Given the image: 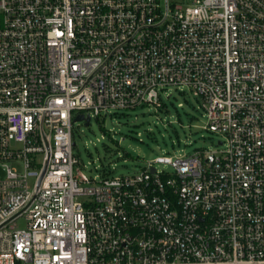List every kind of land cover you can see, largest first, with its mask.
<instances>
[{
  "label": "built area",
  "instance_id": "1",
  "mask_svg": "<svg viewBox=\"0 0 264 264\" xmlns=\"http://www.w3.org/2000/svg\"><path fill=\"white\" fill-rule=\"evenodd\" d=\"M169 86L222 148L80 170L76 116ZM0 264H264V0H0Z\"/></svg>",
  "mask_w": 264,
  "mask_h": 264
},
{
  "label": "rangeland",
  "instance_id": "2",
  "mask_svg": "<svg viewBox=\"0 0 264 264\" xmlns=\"http://www.w3.org/2000/svg\"><path fill=\"white\" fill-rule=\"evenodd\" d=\"M170 1L180 4L184 0ZM159 93L161 108L138 106L92 118L88 126L74 123V152L84 174L98 181L108 174L134 175L159 156L176 159L222 148L218 142L226 141V137L206 129L205 110L194 91L187 86H169ZM18 224L25 228L24 220Z\"/></svg>",
  "mask_w": 264,
  "mask_h": 264
},
{
  "label": "water",
  "instance_id": "3",
  "mask_svg": "<svg viewBox=\"0 0 264 264\" xmlns=\"http://www.w3.org/2000/svg\"><path fill=\"white\" fill-rule=\"evenodd\" d=\"M74 119H75L74 120L75 122H79V123L83 122V123H85L86 126L90 125V123H91V119L89 116H87L85 118L83 115H78Z\"/></svg>",
  "mask_w": 264,
  "mask_h": 264
}]
</instances>
